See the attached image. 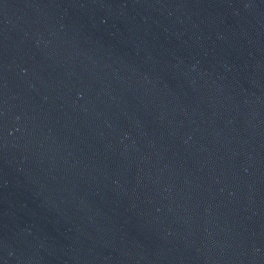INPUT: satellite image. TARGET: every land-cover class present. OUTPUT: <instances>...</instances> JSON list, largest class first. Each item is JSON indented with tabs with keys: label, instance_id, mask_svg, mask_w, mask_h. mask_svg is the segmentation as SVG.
Listing matches in <instances>:
<instances>
[{
	"label": "water",
	"instance_id": "1",
	"mask_svg": "<svg viewBox=\"0 0 264 264\" xmlns=\"http://www.w3.org/2000/svg\"><path fill=\"white\" fill-rule=\"evenodd\" d=\"M245 0H0V264H110Z\"/></svg>",
	"mask_w": 264,
	"mask_h": 264
}]
</instances>
